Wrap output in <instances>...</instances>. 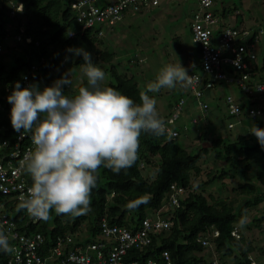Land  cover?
<instances>
[{
    "label": "trees",
    "instance_id": "trees-1",
    "mask_svg": "<svg viewBox=\"0 0 264 264\" xmlns=\"http://www.w3.org/2000/svg\"><path fill=\"white\" fill-rule=\"evenodd\" d=\"M74 2L75 0H0L1 156L8 153L15 139V131L8 113L11 105L7 100L15 82L19 81L23 87V77L26 76L29 84H38L40 90H43L64 74L79 69L84 63L83 58L67 52L69 48L82 47L90 52L93 62L98 67H102L108 75L105 85L116 88L136 103H140V94L146 90L144 87L147 81L142 79L141 81L136 75L129 76L125 72L119 74L115 67L121 62H114L117 55L110 50L109 42L107 43L105 38L113 35L115 27L124 20L128 12L143 14L153 7L141 9L138 12L125 11L121 20L102 36L97 31L82 29L77 21L78 12L72 7ZM97 4L100 5L99 2ZM160 4L161 0L154 7ZM212 10L217 17L219 27L212 33L213 42L219 37L220 32L223 33L226 29L240 33L247 32L237 23L231 25L232 21L236 22L241 16L232 1L215 0ZM67 31L73 32V35L67 36ZM258 34L262 32L253 31L250 35L247 32L242 39L238 40V45H245L247 49L242 61L249 70L243 71L242 74L249 77L252 87L250 95H245L237 86L225 81L213 82L212 89H206L204 81L197 85L196 90L201 94L200 101L207 104V109L205 112H200L199 119L202 127L195 135L199 145L197 147L195 145L192 149L194 153H191V150L188 152L183 143L177 142L183 135L182 130L169 126L170 123L180 120L188 103L193 104L198 111L199 100L194 97V91L189 86L190 92L187 93L186 98L178 95L174 103L168 105L169 114H160V117L166 121V126L170 131L175 132L176 136L173 137L167 133L165 136L156 138L143 134L140 137L139 159L127 171V174L123 171L115 174L105 168L99 169L98 185L91 194L92 211L89 214L69 218L53 212L50 219L43 221L19 210V202L13 198L15 194L0 193V229L8 233L11 245H18V237L39 234L43 242L37 249V253L42 258L52 255L59 242L63 251L65 248L68 250L79 246L84 249L90 244L104 243L106 248L103 252H105L110 245L102 234V220L109 227L125 228L131 233L141 231L143 222L148 220L160 221L167 224V227L149 230L147 232L149 244L129 249L123 257L124 264H167V262L169 264H228L224 260L225 256L231 257L230 264H264V260L259 262L256 258L250 257L256 251L264 257L263 243L258 246L246 235L254 229L264 234V150L255 136L250 135V129H242L234 140H230L227 137L218 136L208 120L210 92L217 85L235 86L244 98L235 100L230 94L224 98L226 117L237 119L238 122L240 118H246L259 128H264V90L255 89V85L264 84V57L262 65L259 66L254 53ZM7 38L13 40L9 48L12 51L18 50L19 53L12 55L13 64L9 68L5 61L8 54L4 51V42ZM100 46L103 49H100ZM198 52V62L194 67L193 65L189 67L188 74L190 76L197 74L201 78L203 74L198 67L201 63L199 45ZM250 52L254 54L253 59L248 54ZM66 57H68L67 60ZM126 63L136 69L135 71H141V67L146 64L144 59L137 56L127 58ZM129 66L126 67L130 68ZM127 68L125 71L128 70ZM223 69L226 75L233 77L242 75H238L239 73L233 67L227 65ZM81 77L77 85L72 83L71 88H64L65 94L74 96L80 87L86 86V77L83 75ZM254 93L258 95L257 100H254ZM227 97L233 98L239 106L240 114L237 117L229 113ZM180 100L184 101V106L178 114L179 118L172 122L170 118L175 112L174 106ZM253 107H260L261 114L251 118L248 111ZM198 122L196 119L194 123L191 119L194 125ZM219 126L221 130L223 124H218ZM233 128L234 124L228 123L225 129L231 131ZM183 130L186 129L183 128ZM28 136L32 138V133L28 132ZM186 139L189 138L186 137ZM4 142L6 146H3ZM201 155L209 156L208 159L213 157L212 160L220 165H217V168H210L207 181L194 185L195 179L202 173L198 165ZM146 168L148 172L144 171ZM23 175L31 186L30 176L25 171ZM224 179L227 180L233 193L242 196L241 201L233 199L228 202L226 198L224 200L215 198L211 194L208 197L204 196L205 186ZM235 180L238 182L234 186ZM173 186L174 190L171 188ZM177 189H182V193L176 195L178 205H172L170 195ZM145 198L147 203H139L134 211L129 210L130 203ZM251 209L256 212L252 220L247 222L246 211ZM3 217L7 223L1 226ZM15 234L16 237H14ZM260 241H264V236ZM233 248L236 249V255L233 253ZM163 253H167L168 261L163 257ZM11 256L12 253L0 252V264H9Z\"/></svg>",
    "mask_w": 264,
    "mask_h": 264
},
{
    "label": "clouds",
    "instance_id": "clouds-1",
    "mask_svg": "<svg viewBox=\"0 0 264 264\" xmlns=\"http://www.w3.org/2000/svg\"><path fill=\"white\" fill-rule=\"evenodd\" d=\"M105 27L110 28L90 30L102 32L103 36ZM72 35L67 31V36ZM66 51L84 61L80 68L87 84L76 95L69 96L64 91L66 85H72L70 72L43 90L38 84L22 87L17 81L7 98L12 105L13 130L32 133L33 149L21 161L32 183L18 208L43 221L50 219L53 212L69 218L89 214L99 169L127 174L139 159L140 137L167 134L166 121L160 117L157 100L150 93L189 87L195 82L179 61L167 64L147 84L140 103H136L105 85L106 73L93 62L90 52L82 47ZM250 135L264 150V128L252 124ZM139 203H147V199L130 203L129 210L134 211ZM13 251L8 233L0 229V252Z\"/></svg>",
    "mask_w": 264,
    "mask_h": 264
},
{
    "label": "rangeland",
    "instance_id": "rangeland-1",
    "mask_svg": "<svg viewBox=\"0 0 264 264\" xmlns=\"http://www.w3.org/2000/svg\"><path fill=\"white\" fill-rule=\"evenodd\" d=\"M228 2L229 0H224ZM232 4L236 5L238 12L241 14L239 19L231 25L240 26L245 29L249 35L253 31L262 32L258 34V41L254 47V53L257 57V64L259 66L263 63L264 57V0H230ZM99 4L109 3L110 0H98ZM198 10L196 0H161V4L158 7L150 8L143 14H133L128 12L124 20L115 27L113 37L107 36L105 41L109 44L111 51L116 53L114 62H121L115 68L119 74L127 73L129 76L136 75L140 80L147 81L145 85L151 81H154L161 68L167 64H176L178 61L185 67L188 72L191 65L198 62V45L193 41L191 34V21L193 19V13ZM242 22V24H241ZM241 24V25H240ZM104 32H108V28H103ZM107 35V34H106ZM112 37V38H111ZM108 40V41H107ZM13 43L12 38H7L4 42L5 50L8 54L5 58L8 68L12 66V55H18V50L12 51L9 48ZM103 49L102 46L99 47ZM11 50V51H10ZM137 56L145 61L144 67H141V71H135L133 67H130L126 60L129 57ZM101 62V61H100ZM98 62V63H100ZM129 66L130 68H127ZM197 68V66H195ZM102 69V67H100ZM128 69L125 71V69ZM71 72V79L73 84H78L83 75L80 68L74 69ZM108 78V75H106ZM141 80V81H142ZM107 81V79L105 80ZM105 83V82H104ZM146 86L144 88H146ZM188 87H180L169 90L161 89L158 93H150L155 96L157 100V109L159 114L168 115L170 107L169 104L174 103L176 97L181 95L186 98L189 93ZM232 95L235 100L244 98V95L235 86L217 85L208 95V102L210 105V111L208 114V120L213 126V130L217 131L218 136H224L230 140H234L235 137L242 132V129H250L252 121L246 118H240V122L237 119H231L226 117V111L223 104L224 98L227 95ZM253 97L254 100L258 99V95ZM248 103V101H246ZM259 106V105H258ZM219 107V108H218ZM220 109V110H219ZM200 112L194 107L193 104L188 103L184 113L181 115L178 122L170 123V128L182 130V137L177 140L178 143H183L187 151L194 153V146L199 145L195 139L196 132L198 133L202 127V123L199 119ZM197 119L198 124L191 123V119ZM223 124L222 129L218 124ZM233 123L234 128L231 131H227L226 125ZM225 127V128H224ZM185 128L186 130H183ZM188 137L189 139H186ZM204 147L206 145H203ZM197 150V149H196ZM212 153L210 152V155ZM209 156L201 155L198 165L201 168V175L195 179V184L204 183L207 181L210 175H207L210 168H217L218 163L214 162ZM208 159V160H207ZM206 160V163H205ZM208 167H206V166ZM218 165V166H217ZM152 170V169H151ZM145 172L149 170L144 169ZM250 176V175H248ZM238 180L233 181V185L237 184ZM198 188V186H196ZM199 189V188H198ZM200 192V190H197ZM204 196L208 197L210 194L213 197L220 199H228V202L241 201L242 196L232 192V188L228 185L227 180L216 181L204 187ZM246 221L252 220L255 210L251 209L246 211ZM245 221V218H244ZM246 223V222H245ZM248 239L258 246L264 241V234L258 232V230H252L246 233ZM259 242V243H258ZM233 253L236 255V249L233 248ZM251 258H256L257 261L262 262L264 257L260 255L259 251L252 253ZM224 260L231 263L230 256H225Z\"/></svg>",
    "mask_w": 264,
    "mask_h": 264
},
{
    "label": "built area",
    "instance_id": "built-area-1",
    "mask_svg": "<svg viewBox=\"0 0 264 264\" xmlns=\"http://www.w3.org/2000/svg\"><path fill=\"white\" fill-rule=\"evenodd\" d=\"M214 1L196 0L198 10L193 13L190 26L193 41L200 47L201 63L198 67L203 74L201 78L197 74H193L195 82L190 86L194 91V97L199 100L198 112H205L207 109V104L200 101L201 94L196 90L197 85L201 81H204L206 89H212L213 82L225 81L228 84L237 86L245 95L252 93L249 77L246 74H242L249 70L242 61L247 49L245 45H238V40L242 39L247 32L240 33L226 29L223 33L220 32L219 37L213 42L212 33L219 28L217 17L212 12ZM158 4L159 0H112V2L106 5H98L97 0H75L72 7L78 12L77 21L80 23L82 29L88 30L99 28V26H114L121 20L125 11L138 12L141 9H149ZM99 35H102V32H99ZM248 54L250 58H254L252 52ZM226 65L233 67L239 73L238 75H242L239 77L226 75L223 69ZM33 69L35 70V68ZM28 85V79H23V87H27ZM65 88H69V86L66 85ZM255 89L263 91L264 84L255 85ZM226 103L229 113L237 117L240 114V108L234 99L227 97ZM183 106V100H180L174 106L173 110L175 112L170 118L172 122L179 118L178 114ZM11 107L12 105L8 108L9 114ZM248 112L249 117L254 118L261 114V109L260 107H253ZM193 122H196L195 118ZM229 127L231 126L229 125ZM167 130L169 135L176 136V133L170 131L168 127ZM14 138L12 148L8 153L4 156L0 155V193L2 195L13 193L15 194L14 200L20 203L27 195V189L30 187L27 178L23 175L24 169L21 166V161L33 149V144L32 138L28 136V132L21 134L15 131ZM3 146H6L5 142ZM171 188L175 189L174 186ZM180 193H182V189H177L170 195L172 205H178L176 195ZM6 223L5 217H3L1 226ZM101 227L103 237L110 245L105 252H103L106 248L104 243L90 244L84 249L79 246L68 250L65 248L63 251L61 249V242H59L53 250L52 255L42 258L38 255L37 249L42 244L43 238L39 234H36L31 237H18V245L13 246L14 251L12 252L9 264H124L123 257L129 249L149 244L150 241L147 237L149 230L163 229V227H167V224L160 221L150 222L145 220L143 222V229L135 233H131L125 228L109 227L104 220L101 222ZM16 236L15 234L14 237ZM66 239L68 240V237ZM163 257L168 261L167 253H163Z\"/></svg>",
    "mask_w": 264,
    "mask_h": 264
}]
</instances>
